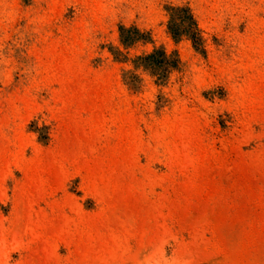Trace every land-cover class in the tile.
Instances as JSON below:
<instances>
[{
    "label": "rangeland",
    "instance_id": "1",
    "mask_svg": "<svg viewBox=\"0 0 264 264\" xmlns=\"http://www.w3.org/2000/svg\"><path fill=\"white\" fill-rule=\"evenodd\" d=\"M0 264H264V0H0Z\"/></svg>",
    "mask_w": 264,
    "mask_h": 264
},
{
    "label": "trees",
    "instance_id": "2",
    "mask_svg": "<svg viewBox=\"0 0 264 264\" xmlns=\"http://www.w3.org/2000/svg\"><path fill=\"white\" fill-rule=\"evenodd\" d=\"M170 21H169V27L172 30L174 36H176L178 33L181 32L182 24L184 22V19L187 18L188 21L194 23L193 15L189 12L188 8L183 6H170ZM182 20V23L180 21ZM152 55H149L146 58H151Z\"/></svg>",
    "mask_w": 264,
    "mask_h": 264
}]
</instances>
